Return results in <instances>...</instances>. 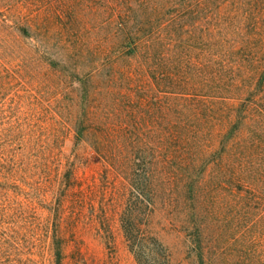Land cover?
<instances>
[{"label":"trees","instance_id":"16d2710c","mask_svg":"<svg viewBox=\"0 0 264 264\" xmlns=\"http://www.w3.org/2000/svg\"><path fill=\"white\" fill-rule=\"evenodd\" d=\"M52 4L60 11L48 22L0 17V33L7 30L13 44L41 33L61 58H39L60 72L72 69L77 94L69 119L76 138L123 181L114 204L136 264H220L211 230L217 205L213 239L229 229L222 193L231 196L226 207L238 215L236 226L254 207H262L264 221V0ZM94 30L98 38L86 43L93 64L84 71L76 40ZM9 78L0 56V103ZM1 160L0 264H33V202L20 197L18 162L6 169ZM214 166L217 181L207 185ZM64 181L72 193L74 180L67 174ZM52 237L61 244L55 228Z\"/></svg>","mask_w":264,"mask_h":264},{"label":"rangeland","instance_id":"374dc122","mask_svg":"<svg viewBox=\"0 0 264 264\" xmlns=\"http://www.w3.org/2000/svg\"><path fill=\"white\" fill-rule=\"evenodd\" d=\"M52 1L0 0V17L48 22L60 11ZM95 31L89 36L83 33L80 41L76 40L78 54L84 57L83 68H79L84 71L91 70L93 64V52L86 43L90 38H98ZM52 44H45L42 34L34 35V31L31 36H21L15 44L11 43L7 30L0 33V56L15 77L6 80L10 82L8 93L0 103V151L6 150L4 155L0 153L5 161L0 160L6 169L12 167V162H18L17 178L26 190L20 197L26 196L33 202L34 213L27 223L33 240L32 263L136 264L121 229L120 207L114 204L117 193L114 187L120 188L123 181L96 156L88 142L76 138L74 124L69 119L71 111L76 109L77 94L73 85L69 86L72 69L60 72L39 58V55L61 58L56 43ZM69 59L65 60L68 64L72 62ZM21 126L25 139L18 130ZM27 138L30 148L22 146ZM216 171L215 166L210 169L207 185L217 181ZM67 174L74 180L72 193L67 192L64 183ZM2 175L0 190L6 185ZM16 190H10L9 194L14 196ZM221 197L223 211H228L229 229L221 241L213 239L221 224L219 213L216 214L221 207L217 205L211 230L212 246L217 257L222 258L220 264H264V235H259V230L264 229V221L260 219L262 207H254V214L236 226L238 215L226 207L231 196L225 191ZM105 218H108L104 221L107 227L103 223ZM54 228L60 238L62 234L61 244L52 237ZM254 235L258 236L255 243ZM58 248L61 258L56 254Z\"/></svg>","mask_w":264,"mask_h":264}]
</instances>
